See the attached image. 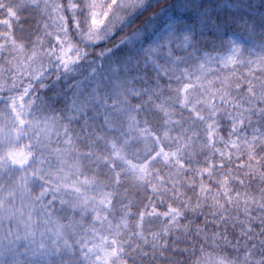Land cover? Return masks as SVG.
<instances>
[{
	"label": "snow or ice",
	"instance_id": "obj_1",
	"mask_svg": "<svg viewBox=\"0 0 264 264\" xmlns=\"http://www.w3.org/2000/svg\"><path fill=\"white\" fill-rule=\"evenodd\" d=\"M0 264H264V0H0Z\"/></svg>",
	"mask_w": 264,
	"mask_h": 264
}]
</instances>
